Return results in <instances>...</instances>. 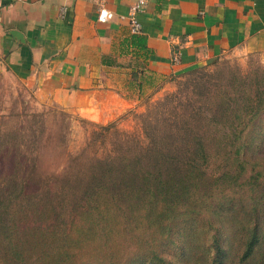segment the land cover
<instances>
[{
  "label": "trees",
  "instance_id": "16d2710c",
  "mask_svg": "<svg viewBox=\"0 0 264 264\" xmlns=\"http://www.w3.org/2000/svg\"><path fill=\"white\" fill-rule=\"evenodd\" d=\"M167 99L174 101L176 96ZM239 108L242 115L234 112L227 117L232 126L228 148L233 146L224 154L234 155L235 168L209 178L205 171L209 148L206 133L199 131L203 129L196 119L199 114L190 122L180 112L172 113L184 119L165 129L157 126L161 123L158 115H141V134L137 136L120 132L113 124L94 125L101 139L113 135L110 141L115 139L112 145L120 152L115 155L113 149L87 161L89 173L79 180L83 186L79 183L68 196L74 212L71 225L82 217L87 239L106 240L104 214L114 210L125 222L130 215L134 225H146L150 230L155 226L157 239L173 243L183 264H264V129L258 128L264 96L248 95ZM24 189L22 180L0 178V244L20 262L32 253L37 254L34 264L69 262L72 231L56 235V230L54 233L39 219L19 221L18 212L9 211V203ZM29 230L37 241L26 238ZM201 234H207L208 241L198 247V254L192 245ZM178 238L181 240L176 242ZM182 240L186 247L180 245ZM152 241L143 242L144 252H137L127 264H173L161 255L159 245L153 250ZM107 257L97 264H123V259L112 254Z\"/></svg>",
  "mask_w": 264,
  "mask_h": 264
},
{
  "label": "rangeland",
  "instance_id": "374dc122",
  "mask_svg": "<svg viewBox=\"0 0 264 264\" xmlns=\"http://www.w3.org/2000/svg\"><path fill=\"white\" fill-rule=\"evenodd\" d=\"M134 77L132 79H136ZM122 90L127 102L125 107L92 118L39 98L34 90L13 79L0 78V178H17L25 187L22 195L9 203V211L18 212L19 221L39 219L53 232L56 230V235L72 231L69 240L74 244L69 250L72 260L60 264H97L102 257L107 259L108 254L127 264L137 252H144L141 250L143 242L152 240L153 250L159 245L163 257L173 264H183L174 253L173 243L157 239L159 232L155 226L150 230L146 225H134L130 215L125 222L118 219L116 211H105L104 226L109 234L103 241L85 237L82 217L71 225L74 212L70 210L68 196L89 173L87 161L91 157H104L113 149L115 155L120 152L112 145L115 139L110 141L113 135L101 139V132L94 125L113 124L118 131L137 136L141 134V115H158L161 123L157 126L165 129L173 121L175 125L176 122L181 124L183 115L191 122L199 114L196 119L203 126L199 131L206 133L205 143L210 155L205 167L206 177L218 175L225 169L233 170L234 155H224L233 146L228 148L227 135L230 136L232 126L227 117L229 113L241 114L239 107L248 95L264 96V59L253 54L227 55L172 79L152 81L144 85L138 97L124 87ZM171 95L176 96L174 101L167 99ZM179 112L183 114L181 117L172 114ZM258 128L264 129V115ZM83 184L81 181L79 186ZM27 232V239L37 241L33 231ZM178 240L181 239L175 241ZM183 241L180 245L186 247ZM207 241V234L198 235L192 245L194 252L200 254L198 247ZM36 255L28 254L26 260L20 262L6 245L0 244V264H34Z\"/></svg>",
  "mask_w": 264,
  "mask_h": 264
},
{
  "label": "crops",
  "instance_id": "0c3cea01",
  "mask_svg": "<svg viewBox=\"0 0 264 264\" xmlns=\"http://www.w3.org/2000/svg\"><path fill=\"white\" fill-rule=\"evenodd\" d=\"M103 2L106 23L99 0H0V78L93 118L125 107L123 87L138 97L227 55L264 59V0H147L137 35L135 0Z\"/></svg>",
  "mask_w": 264,
  "mask_h": 264
},
{
  "label": "built area",
  "instance_id": "2783aa9c",
  "mask_svg": "<svg viewBox=\"0 0 264 264\" xmlns=\"http://www.w3.org/2000/svg\"><path fill=\"white\" fill-rule=\"evenodd\" d=\"M146 3L147 0H135L128 11L127 20L129 22V31L132 35H137L140 33L141 25L138 20V15L142 13ZM112 18L113 13L106 9L103 0H99L97 20L101 23H106L109 22ZM174 60L177 61V59Z\"/></svg>",
  "mask_w": 264,
  "mask_h": 264
}]
</instances>
